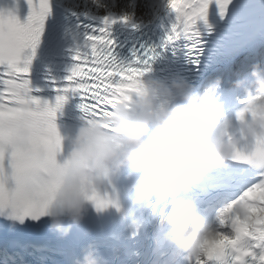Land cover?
Returning <instances> with one entry per match:
<instances>
[{
  "label": "snow or ice",
  "instance_id": "1",
  "mask_svg": "<svg viewBox=\"0 0 264 264\" xmlns=\"http://www.w3.org/2000/svg\"><path fill=\"white\" fill-rule=\"evenodd\" d=\"M24 3L23 23L20 0L0 6V219L21 226L45 219L66 169L65 161L57 160L63 149L55 120L68 97L80 100L87 123L106 119L114 105L131 106L157 55L156 48L140 45L131 59L119 58L115 26L132 21L134 0L127 6L121 0ZM166 7L170 26L160 47L183 48L197 69L213 35L233 31L264 37V0H166ZM46 41L49 60L39 75L56 91L55 103L34 94L40 89L33 87V66ZM64 58L72 61L70 75L58 83L49 65ZM240 103L237 119L244 117L249 101ZM21 125L29 132L24 149L15 144ZM105 128L111 131V125ZM230 160L248 165L250 175L219 209L212 238L189 264H264V137L245 139ZM90 199L97 210L117 206L112 186ZM0 264H16V255L0 249Z\"/></svg>",
  "mask_w": 264,
  "mask_h": 264
},
{
  "label": "clouds",
  "instance_id": "2",
  "mask_svg": "<svg viewBox=\"0 0 264 264\" xmlns=\"http://www.w3.org/2000/svg\"><path fill=\"white\" fill-rule=\"evenodd\" d=\"M221 78L203 92L183 76L142 80L141 92L127 103L114 105L109 117L79 128L65 158L66 169L46 214L49 230L61 238L86 217L93 193L106 192L124 168L135 169L145 157L148 175L132 184L135 202L148 206L155 197L175 200L197 168H214L230 160L245 139L264 137V64L254 61L246 74L232 81L248 99L242 119L228 118L216 102ZM111 125V131L105 125ZM18 149L29 145V132L21 125L15 141ZM41 158L45 155L40 150ZM237 211L244 215L245 209ZM176 217L163 238L190 257L201 254L213 236L209 226L184 219L177 204ZM15 226L16 221H9ZM73 264H104L95 242H89Z\"/></svg>",
  "mask_w": 264,
  "mask_h": 264
},
{
  "label": "bare ground",
  "instance_id": "3",
  "mask_svg": "<svg viewBox=\"0 0 264 264\" xmlns=\"http://www.w3.org/2000/svg\"><path fill=\"white\" fill-rule=\"evenodd\" d=\"M122 4L127 6L132 0H121ZM158 0H134V5L131 9L134 16L140 19L147 17L157 6Z\"/></svg>",
  "mask_w": 264,
  "mask_h": 264
}]
</instances>
